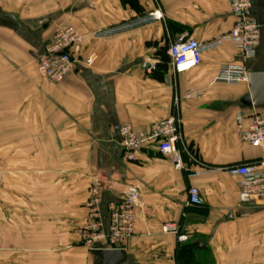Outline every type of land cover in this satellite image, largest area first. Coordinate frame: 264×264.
<instances>
[{"label":"crops","instance_id":"crops-1","mask_svg":"<svg viewBox=\"0 0 264 264\" xmlns=\"http://www.w3.org/2000/svg\"><path fill=\"white\" fill-rule=\"evenodd\" d=\"M137 1L142 13L122 0H0V264L11 249L15 264H101L80 235L93 185L103 192L106 232L108 206L126 186L141 189L122 264H264V196L242 199L239 180L220 171L264 158L237 128V115L253 109L241 105L249 84L215 82L226 64L264 72V0H252L261 28L254 61L243 63L227 41L206 50L194 71L174 75L169 65L163 83L146 68L157 63L150 44L167 38L170 47L182 35L215 41L234 27L231 0ZM154 11L162 20L88 37L94 63L79 64L63 82L39 72L38 59L61 28L88 36ZM172 116L181 121L185 170L156 144L124 159L122 126L148 131ZM192 187L202 206L189 205ZM168 223L188 241L164 233Z\"/></svg>","mask_w":264,"mask_h":264},{"label":"built area","instance_id":"built-area-1","mask_svg":"<svg viewBox=\"0 0 264 264\" xmlns=\"http://www.w3.org/2000/svg\"><path fill=\"white\" fill-rule=\"evenodd\" d=\"M252 0H231L230 12L235 18L233 29L208 44H202L188 35L180 36L168 49L171 70L174 75L189 73L197 69L203 60V53L229 41L237 49L243 63L252 62L257 57L261 42L260 25L251 17ZM159 11L151 12L132 20H127L111 27L85 36L72 26L61 28L53 40L46 45L38 59V69L49 82H63L79 64L91 66L94 55H88L84 49L86 39L109 38L144 27L153 21L162 20ZM250 71L245 65L226 64L220 68L215 82L238 85L249 84ZM191 96V95H190ZM188 96V97H190ZM238 132L244 143L254 149H264V110L253 108L247 115L239 113L236 117ZM178 117H170L154 124L148 131H137L131 125L119 129V147L126 161H134L145 145L156 144L161 154L169 156L177 170H185L178 143L182 141ZM239 180L242 199L264 196V158L252 163L220 169ZM200 174V173H199ZM102 190L93 185L90 198L86 203L88 222L81 229V241L91 252L103 250H123L135 234L137 210L142 206L141 189L135 185L125 187L121 200L108 206L109 227L101 213ZM189 205L199 207L203 201L197 188L189 190ZM177 224L164 225V233L177 235L179 242L188 241V236L179 235Z\"/></svg>","mask_w":264,"mask_h":264},{"label":"water","instance_id":"water-1","mask_svg":"<svg viewBox=\"0 0 264 264\" xmlns=\"http://www.w3.org/2000/svg\"><path fill=\"white\" fill-rule=\"evenodd\" d=\"M146 68L152 69V65L148 64ZM241 105L264 110V72L250 73L249 93L242 98ZM94 253L100 257L101 264H122L126 258L122 250H103Z\"/></svg>","mask_w":264,"mask_h":264},{"label":"trees","instance_id":"trees-1","mask_svg":"<svg viewBox=\"0 0 264 264\" xmlns=\"http://www.w3.org/2000/svg\"><path fill=\"white\" fill-rule=\"evenodd\" d=\"M122 4L131 5L138 12L142 13L141 5L137 0H122ZM156 48V52L153 58L157 61L155 66L151 70V78L157 82L163 83L165 77L168 74L169 65L171 63L170 57L168 55L169 41L167 38L164 39V46H160L158 42L150 44Z\"/></svg>","mask_w":264,"mask_h":264},{"label":"rangeland","instance_id":"rangeland-1","mask_svg":"<svg viewBox=\"0 0 264 264\" xmlns=\"http://www.w3.org/2000/svg\"><path fill=\"white\" fill-rule=\"evenodd\" d=\"M82 243V242H81ZM83 244V243H82ZM86 247V246H85ZM87 248V247H86ZM88 249V248H87ZM89 250V249H88ZM8 254H7V262H8V264H15V259H14V251L11 249V251H8L7 252ZM43 263H45V262H43Z\"/></svg>","mask_w":264,"mask_h":264}]
</instances>
